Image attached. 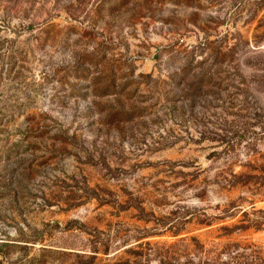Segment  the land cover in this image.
Listing matches in <instances>:
<instances>
[{"label": "rangeland", "instance_id": "obj_1", "mask_svg": "<svg viewBox=\"0 0 264 264\" xmlns=\"http://www.w3.org/2000/svg\"><path fill=\"white\" fill-rule=\"evenodd\" d=\"M0 264H264V0H0Z\"/></svg>", "mask_w": 264, "mask_h": 264}]
</instances>
